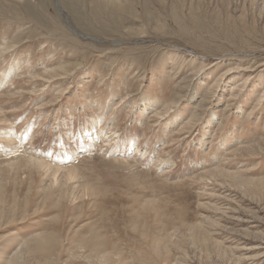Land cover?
<instances>
[{"label": "rangeland", "instance_id": "rangeland-1", "mask_svg": "<svg viewBox=\"0 0 264 264\" xmlns=\"http://www.w3.org/2000/svg\"><path fill=\"white\" fill-rule=\"evenodd\" d=\"M0 264H264V0H0Z\"/></svg>", "mask_w": 264, "mask_h": 264}, {"label": "bare ground", "instance_id": "bare-ground-1", "mask_svg": "<svg viewBox=\"0 0 264 264\" xmlns=\"http://www.w3.org/2000/svg\"><path fill=\"white\" fill-rule=\"evenodd\" d=\"M110 1H114V0H110ZM116 1H119V0H116ZM3 77H5V75H3ZM112 132H110L109 134H111ZM112 135H115V133H113ZM118 136V135H117ZM107 138H111V136H108ZM119 138V137H118ZM36 162H38V161H36ZM38 164L39 165H41L42 167H46V165L44 164V163H41V162H38ZM49 166V167H48ZM47 167L49 168V169H51L52 167H51V165H47ZM47 168V169H48ZM55 173H58L57 171L55 172ZM57 175V174H56ZM260 258V257H259Z\"/></svg>", "mask_w": 264, "mask_h": 264}]
</instances>
